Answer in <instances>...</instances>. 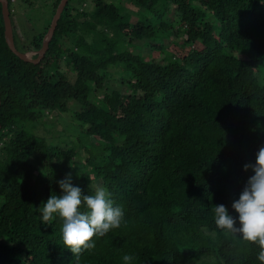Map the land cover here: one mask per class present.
Wrapping results in <instances>:
<instances>
[{
	"label": "trees",
	"instance_id": "trees-1",
	"mask_svg": "<svg viewBox=\"0 0 264 264\" xmlns=\"http://www.w3.org/2000/svg\"><path fill=\"white\" fill-rule=\"evenodd\" d=\"M52 1L28 40L9 0L20 52L42 48ZM87 1L69 0L37 65L10 50L0 3V264H75L62 221L45 226L36 210L69 171L83 195L103 186L125 213L78 264H261L211 207L231 209L264 147V0H132L133 22L121 5ZM71 101L74 140L26 128Z\"/></svg>",
	"mask_w": 264,
	"mask_h": 264
},
{
	"label": "clouds",
	"instance_id": "clouds-1",
	"mask_svg": "<svg viewBox=\"0 0 264 264\" xmlns=\"http://www.w3.org/2000/svg\"><path fill=\"white\" fill-rule=\"evenodd\" d=\"M243 170L252 174L231 209L218 204L211 207V213L216 228L225 235L233 234L255 245L259 249L257 259L264 264V147L256 153L255 162L245 164ZM58 184L61 194H51L36 210L45 226L57 218L62 221L63 246L76 255L78 264V254L95 246L93 237H103L120 228L125 213L103 186H93L92 194L83 195V190L73 183L71 171ZM134 259L129 254L122 256L123 264H133Z\"/></svg>",
	"mask_w": 264,
	"mask_h": 264
},
{
	"label": "rangeland",
	"instance_id": "rangeland-1",
	"mask_svg": "<svg viewBox=\"0 0 264 264\" xmlns=\"http://www.w3.org/2000/svg\"><path fill=\"white\" fill-rule=\"evenodd\" d=\"M88 0L81 7L84 10H91L93 5ZM113 2L123 7V13H131V21L135 20V15H138V8L133 5L132 0H106ZM52 0H16L13 3L15 9L14 22L16 24V34L18 36L25 35L28 40L39 35L52 17ZM19 32V34H18ZM22 33V34H21ZM16 35V36H17ZM17 38V44L20 46V39ZM36 52L27 53L30 57L37 56ZM77 102L69 103V110L63 114L52 112L48 115L49 123H30L26 125L29 131H34L40 136H44L52 144H57L59 141L74 140L79 132V124L74 120V112L77 109ZM64 144V143H63ZM1 204V202H0Z\"/></svg>",
	"mask_w": 264,
	"mask_h": 264
},
{
	"label": "water",
	"instance_id": "water-1",
	"mask_svg": "<svg viewBox=\"0 0 264 264\" xmlns=\"http://www.w3.org/2000/svg\"><path fill=\"white\" fill-rule=\"evenodd\" d=\"M68 2L69 0H61L58 8L56 9V13L52 19L48 33L43 41L42 48L38 51L37 58L34 59L30 57L27 53H22L16 48L15 39H14V29L11 19V13L9 9V0H0V3L2 4V13L5 23V35L10 50L23 61L31 62L36 65L39 64L43 60L49 49L50 43L57 29L58 22ZM0 111H1V94H0Z\"/></svg>",
	"mask_w": 264,
	"mask_h": 264
}]
</instances>
